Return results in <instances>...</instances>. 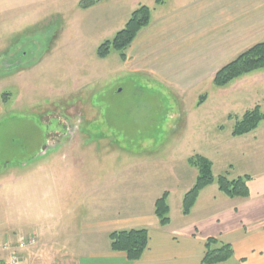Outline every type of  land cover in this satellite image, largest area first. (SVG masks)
Listing matches in <instances>:
<instances>
[{"label": "rangeland", "instance_id": "374dc122", "mask_svg": "<svg viewBox=\"0 0 264 264\" xmlns=\"http://www.w3.org/2000/svg\"><path fill=\"white\" fill-rule=\"evenodd\" d=\"M81 1L0 0V82L10 96L0 116V182L11 172L21 174L17 183L24 185L21 164L36 154V160L59 164L56 180L67 201L78 202L85 185L94 184L98 197L110 199L99 198L97 206L105 211L115 212L121 201L125 210L153 213L166 192L167 229H184L207 221L211 211L245 201L231 200L214 181L200 193L192 214H182V197L197 175L188 159L200 154L211 161L214 178L247 174L251 199L264 197V119L250 133L231 135L245 111L259 105L264 113V70L214 86L210 67L221 59V41L185 72L179 52L186 49L165 54L175 66L167 77L174 82L138 67L143 59L125 62L131 44L123 60L115 50L98 58V46L134 9L153 10L165 0H96L85 9ZM176 44L167 48L182 43ZM195 46L191 54L198 53ZM149 60L154 63V57ZM49 142L53 145L39 157ZM50 181L42 188L46 193ZM206 225L197 228L202 232ZM24 231V187L0 188V243L23 242Z\"/></svg>", "mask_w": 264, "mask_h": 264}, {"label": "crops", "instance_id": "0c3cea01", "mask_svg": "<svg viewBox=\"0 0 264 264\" xmlns=\"http://www.w3.org/2000/svg\"><path fill=\"white\" fill-rule=\"evenodd\" d=\"M262 40L264 0H165L156 3L151 10L148 25L132 41L125 62L133 64L143 59L144 64L138 67L149 69L164 81L174 82L167 77L175 66L170 57H164L172 50L186 49L179 52L185 72L205 61L215 51V46L218 47L217 41L223 42L221 59L210 67L214 75L222 65ZM178 42L182 44L167 48ZM191 44L197 45L198 53L191 54ZM149 57H154V63L148 61ZM30 66L34 64L24 69ZM3 86L0 82V116L10 99L7 92H3ZM50 145L53 144L49 142L39 151V157L46 155ZM30 157L21 164L25 168L24 185L17 183L22 175L11 172L5 178L2 175L4 181L0 182V188L24 187V239L31 235L36 239L35 244L18 251L20 258L15 264H200L205 241L210 237L229 244L233 251L230 259L217 264H264V197L241 198L245 200L243 203L227 205L223 211H211L207 221L169 230L170 218L168 224L161 226L152 210L128 211L123 209L121 201L118 203L123 205L115 207V212L98 207L101 199L106 203L110 199L98 197L94 184L85 185L86 195L78 198V202L67 201L60 196L61 184L56 180L59 164L36 160V154ZM48 179L50 189L46 193L42 188L46 187ZM198 197L187 216L197 208ZM43 218L44 224L41 223ZM203 222L207 225L201 232L197 223ZM140 228L147 229L148 244L138 260L130 261L124 252L110 248L108 235L111 232ZM0 264H9L8 253L0 256Z\"/></svg>", "mask_w": 264, "mask_h": 264}, {"label": "trees", "instance_id": "16d2710c", "mask_svg": "<svg viewBox=\"0 0 264 264\" xmlns=\"http://www.w3.org/2000/svg\"><path fill=\"white\" fill-rule=\"evenodd\" d=\"M96 0H82L80 7L85 9L94 5ZM151 9L145 5H139L134 9L124 26L118 30L110 40L102 42L97 50L98 58H104L110 50L119 53L121 60L125 59V50L132 43L140 30L146 27L150 21ZM264 70V40L257 42L234 57L229 62L222 65L213 75L212 84L216 87H225L235 79L251 73L253 71ZM204 96L201 95V102ZM264 113L260 106L255 105L245 111L241 118L237 120L232 128V136H241L250 133L257 128ZM189 164L197 170L194 183L188 189L181 202V212L183 215L189 214L192 206L202 189L216 182L218 189L227 197L246 198L249 196L247 182L249 175L237 176L229 179L226 175L220 174L214 178L212 174L211 161L200 155L195 154L188 159ZM167 193H163L154 203V214L161 226L168 224L169 207L166 202ZM110 248L114 251L124 252L130 261L138 260L148 244V232L145 228L128 229L113 231L109 235ZM214 247V245H216ZM205 252L200 264H217L227 261L233 255L232 248L227 243L218 242L215 238H207L204 244Z\"/></svg>", "mask_w": 264, "mask_h": 264}, {"label": "built area", "instance_id": "2783aa9c", "mask_svg": "<svg viewBox=\"0 0 264 264\" xmlns=\"http://www.w3.org/2000/svg\"><path fill=\"white\" fill-rule=\"evenodd\" d=\"M35 243L34 237H29L26 241H21L17 243L16 245H11L8 242L7 243H0V254L2 253H9V262L11 264H15L19 260V256L17 251L24 248V246L27 245H33Z\"/></svg>", "mask_w": 264, "mask_h": 264}]
</instances>
